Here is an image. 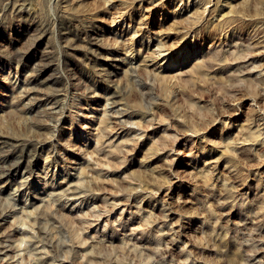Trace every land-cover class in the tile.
I'll return each instance as SVG.
<instances>
[{
  "label": "rangeland",
  "instance_id": "374dc122",
  "mask_svg": "<svg viewBox=\"0 0 264 264\" xmlns=\"http://www.w3.org/2000/svg\"><path fill=\"white\" fill-rule=\"evenodd\" d=\"M0 252L264 264V0H0Z\"/></svg>",
  "mask_w": 264,
  "mask_h": 264
},
{
  "label": "bare ground",
  "instance_id": "6f19581e",
  "mask_svg": "<svg viewBox=\"0 0 264 264\" xmlns=\"http://www.w3.org/2000/svg\"><path fill=\"white\" fill-rule=\"evenodd\" d=\"M21 182V181H20ZM20 186V185H19ZM16 190H18V189H16ZM3 251V250H2ZM1 253V252H0ZM4 253V252H3ZM4 255V254H3Z\"/></svg>",
  "mask_w": 264,
  "mask_h": 264
}]
</instances>
